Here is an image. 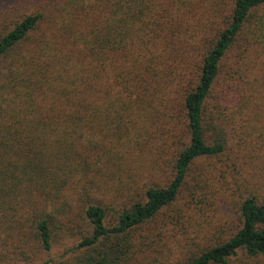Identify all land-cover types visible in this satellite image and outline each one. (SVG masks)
<instances>
[{
	"label": "trees",
	"instance_id": "1",
	"mask_svg": "<svg viewBox=\"0 0 264 264\" xmlns=\"http://www.w3.org/2000/svg\"><path fill=\"white\" fill-rule=\"evenodd\" d=\"M36 5L0 24V262L133 264L212 178L235 227L170 264L264 262V0Z\"/></svg>",
	"mask_w": 264,
	"mask_h": 264
},
{
	"label": "rangeland",
	"instance_id": "2",
	"mask_svg": "<svg viewBox=\"0 0 264 264\" xmlns=\"http://www.w3.org/2000/svg\"><path fill=\"white\" fill-rule=\"evenodd\" d=\"M37 2L38 0H0V24L17 20L19 16L31 13L38 6L36 5ZM197 166L200 167V170H196V174H203V169L208 172L212 168L207 165L206 161L198 163ZM229 194V191L226 194L223 193L221 182L215 178L207 179L205 184H202L201 190H196V206L194 209L192 208L193 214L189 216L188 213L191 210L187 211L188 230L185 233L182 231L183 234H181L178 231L180 228L167 218V215L160 216L145 232V235L148 236L147 242L150 243L149 247L145 249L143 254L138 255L133 264H170L187 251H197L203 244L213 240L220 232L222 237L230 233L235 227L238 210L234 204L236 198ZM183 201L185 200H180L177 205ZM180 223H184V220L182 219ZM195 233L196 237L190 239ZM54 252L61 254L62 248L55 247ZM51 255L53 257L54 254L51 253ZM238 256L239 259L244 257L241 254ZM33 259L32 264H42V260L47 259V253L38 251ZM239 259L237 264H239ZM0 264L21 263L3 261Z\"/></svg>",
	"mask_w": 264,
	"mask_h": 264
}]
</instances>
